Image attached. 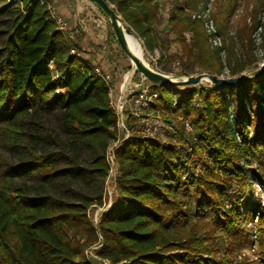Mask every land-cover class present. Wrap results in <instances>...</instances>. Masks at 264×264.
Segmentation results:
<instances>
[{
  "label": "trees",
  "instance_id": "obj_1",
  "mask_svg": "<svg viewBox=\"0 0 264 264\" xmlns=\"http://www.w3.org/2000/svg\"><path fill=\"white\" fill-rule=\"evenodd\" d=\"M106 1L146 53L157 48L161 72L220 75L226 67L232 76L258 66L253 32L264 0H246L235 32L229 18L238 0L212 1L220 46L192 17L202 0H168L163 19V0ZM51 2L0 0V264H93L84 251L99 240L109 264H249L237 257L249 241L240 222L251 209L226 207L219 217L216 207L227 195L244 198L241 162L264 156V72L229 86L145 79L155 96L139 109L175 130L159 142L135 130L130 112L120 129L113 78L70 53L84 34L59 30ZM112 167V204L95 223L91 211L107 204ZM251 170L264 188V162ZM257 230L264 262V205Z\"/></svg>",
  "mask_w": 264,
  "mask_h": 264
},
{
  "label": "rangeland",
  "instance_id": "obj_2",
  "mask_svg": "<svg viewBox=\"0 0 264 264\" xmlns=\"http://www.w3.org/2000/svg\"><path fill=\"white\" fill-rule=\"evenodd\" d=\"M66 5H69L71 8L70 11V16L74 17V20L77 24V26L84 27V33L88 31L89 37H91V41L95 45V51L99 50V56L95 60L99 65L101 66L102 70L105 72H111L113 74V81L114 82V87H111V97L115 101V104L117 106L118 101V94L119 90L122 87V83L124 81V76L125 74L127 75L129 70L131 69V64L127 58V56L121 51V49L118 47V45L115 43V41L111 37V33L109 31V27L107 24V21L104 17V15L99 11V9L95 6V4L90 1V0H76L74 2V5L72 6L70 3V0H63ZM168 0H163L161 3V17L162 19L165 18V10H166V2ZM212 1L213 0H202L201 4L199 6L198 10L192 11V17H195L197 19H200L197 14H207L210 16L213 22V28L218 36L217 43H213L209 37V40L212 45L214 46H220L222 44V35L220 32L216 31L214 19L212 16ZM228 2V0H224ZM51 11L56 12V14L61 15L62 13L65 14L64 9L60 6V0H55V2H51ZM252 1L249 3L251 4ZM247 4L246 0H238V4L234 11L231 14V17L229 18V23H230V31L235 32V25L238 22L239 18L245 13V8L246 6H249ZM66 18V17H65ZM257 19H260L261 23H259L253 32V37H254V54L256 56V63L258 66L264 64V7L260 11V13L257 14ZM66 20L69 19L66 18ZM201 20V19H200ZM249 21V19H248ZM202 24L204 25V28L206 30L204 21L202 20ZM161 28V25L159 27ZM207 32V30H206ZM230 32V33H231ZM208 33V32H207ZM185 36L188 38L189 33L185 32ZM85 36H87L85 34ZM139 41V40H138ZM88 38L84 39L83 41V46L89 47L88 44ZM141 44V43H140ZM142 46V45H141ZM143 48V47H142ZM171 50H175V45H170L169 47ZM82 53H86L88 50L87 49H80ZM236 51L238 54H242V48L239 47L238 45L236 46ZM143 57L145 61L150 64L152 67L156 68L155 66V60L158 55V50L157 48H154V51L151 54H148L144 51L143 49ZM221 57L222 60L224 61L225 57V52L224 50L221 51ZM96 63V64H98ZM257 66V67H258ZM177 63L173 62L171 64V68H173L174 72L177 70ZM256 67V68H257ZM157 69V68H156ZM255 69V68H254ZM251 69L246 68L244 69L241 73H247L250 72ZM132 72V71H131ZM169 75H176V73L169 72L167 73ZM137 75V77H135ZM176 76H183V75H176ZM220 76L223 77H229V72L226 67H224L222 73ZM134 78V79H133ZM139 75L138 73H134L130 79L128 80V83L126 84V90L120 97L119 104L122 105L121 110H120V115H121V121L122 124L125 126L124 123V118L126 116V113H132L133 116H135L137 119L135 120L136 127L135 130L144 133L148 136L153 137L155 140L162 142L165 141L166 139L172 137L174 133V128H172L170 125H167L164 123L160 118L158 117L157 114L155 113H148L146 110L139 109L138 105L136 102H133V100L130 99V93L136 92V88L134 87L136 83L139 82ZM132 82V87L130 86ZM130 84V85H129ZM113 85V84H112ZM174 127V126H173ZM189 128V127H186ZM120 129H123L122 126H120ZM264 153V152H263ZM112 155V154H111ZM113 156V155H112ZM264 162V156L253 157V161L251 164L247 165L244 162H241L242 165L246 167V173L248 177V184H249V189L244 195V198L239 202L238 200L235 199V197H232L230 195L224 196L222 201L218 203V206L216 207V214L219 215V217H222V214L224 212V208L226 207H233V210H236L239 212L240 215H243L248 209L250 208V214L246 217L244 221H241V227L247 232V237H248V243L244 245V247L241 249L239 256L237 257V260H240L242 256H246L248 259L249 264H264L263 259L261 255L259 254V240H258V230H257V219L259 217V212L261 208L264 205V188L262 186L261 181L254 175L253 171L251 168H255L258 166H261L262 163ZM212 164V162H211ZM215 168L217 169V164L214 165ZM188 167L185 166L184 172H187ZM113 177L114 174L112 172L110 173V178L107 183V190H108V197H107V203L109 202V199L112 203L111 200V194L115 190L114 182H113ZM110 197V198H109ZM107 205V204H106ZM105 205V206H106ZM205 210L208 211L209 213H212L214 208L210 202H206L205 204ZM104 207H95L91 211V216L95 220L99 218L100 213L102 210L105 208ZM216 237L221 239L222 243L226 245V237L224 236V232L222 229L217 228L216 229ZM218 240V243L220 242ZM224 248V246H223ZM223 248L221 249V252L223 251ZM91 261L93 264H102L100 261L91 258Z\"/></svg>",
  "mask_w": 264,
  "mask_h": 264
},
{
  "label": "water",
  "instance_id": "obj_3",
  "mask_svg": "<svg viewBox=\"0 0 264 264\" xmlns=\"http://www.w3.org/2000/svg\"><path fill=\"white\" fill-rule=\"evenodd\" d=\"M90 1H92L95 4V6L104 15L109 27V31L115 43L118 45L121 51L127 56L129 62H134L136 64V73H138L140 76H143L147 80L157 83H164L171 86H186V85H195V84H202V85L212 84L217 86H222V85L229 86L240 83L242 81H245L251 77L257 76L264 72V64L258 66L257 68L251 70L250 72L240 73L238 75H232L229 77H223L208 72H200L186 76L169 75L167 73L161 72L160 70L152 67L150 64L144 61V59L141 56V53L137 50V48H139L140 51L143 50L140 42L128 28L123 26L122 22L120 21V16L108 4V2L106 0H90ZM128 35L133 36L135 38L137 47L131 43V41L128 38ZM122 93L123 91L120 90L117 98L118 105ZM117 111L119 113V117H121L119 107L117 108ZM118 124L122 126L123 129H125V126L122 124V121L120 119L118 121ZM115 145L116 143L110 145L109 153H111ZM111 172L112 174H114V167L111 168ZM111 204L112 203L109 199V202L102 211L107 209ZM96 221L97 218L95 219L94 222L96 223Z\"/></svg>",
  "mask_w": 264,
  "mask_h": 264
},
{
  "label": "built area",
  "instance_id": "obj_4",
  "mask_svg": "<svg viewBox=\"0 0 264 264\" xmlns=\"http://www.w3.org/2000/svg\"><path fill=\"white\" fill-rule=\"evenodd\" d=\"M197 16L201 20L204 21L206 30H207L208 34L210 35L211 41L216 44L217 40L219 38L214 31L213 22H212V19L210 18V16H208L207 14H197ZM51 18L54 20L56 27L59 30H65L68 28V25H69L68 20H66L62 15L56 14V12H53V10L51 11ZM70 53L77 55V56H80V55L84 56V53H82L81 50L77 49V48H71ZM91 65H92L91 67H92L93 71L96 72L104 80L109 81L113 77V74L111 72L103 71L99 64L92 63ZM46 66L50 70H53L52 61L48 62L46 64ZM130 84L129 85L132 87V82ZM134 85H135L134 87L136 88V90H135L136 94L134 92L130 93V99L133 100V102H136L139 107H148L151 99L155 96V93L151 92L149 85L143 76H140L139 82L134 84ZM110 105H112L115 108V110L119 116L117 108L119 107V109L121 110L122 105L117 104V106H116V104L113 105L111 102H110ZM119 119L122 120L121 117H119ZM185 125H186V127H189L187 123H185ZM108 158L111 162L113 161V157H112L111 153L108 154ZM101 248H102V242L99 240V242L97 244H95L94 246H92L90 248H87L84 251V253H85L86 257L90 260H91V258H94V259L100 261L102 264H109L106 259L102 258ZM122 262L123 261H121L120 263H122Z\"/></svg>",
  "mask_w": 264,
  "mask_h": 264
},
{
  "label": "crops",
  "instance_id": "obj_5",
  "mask_svg": "<svg viewBox=\"0 0 264 264\" xmlns=\"http://www.w3.org/2000/svg\"><path fill=\"white\" fill-rule=\"evenodd\" d=\"M76 0H70V3H71V5L73 6L74 5V2H75ZM52 2L54 3L55 2V0H52ZM60 6L64 9V11H65V14H61L64 18L66 17V18H68L69 19V25H68V28H70L71 27V30L73 29V28H77L80 32H82L83 34H84V36H83V38H82V40L80 41V49L82 48V49H87L88 51L86 52V53H84V56H85V58H87V60L89 61V62H91V63H98L97 61H95L98 57L97 56H99V50L98 51H95L94 49H95V47H94V43L93 42H95L94 40L93 41H91V40H89V39H91V37H89V34H88V31L86 32V33H84V27H78L77 26V24H76V22L75 21H73L74 20V17L72 16H70V11H71V8H70V6L69 5H66L65 3H64V1L63 0H60ZM65 18V19H66ZM74 30V29H73ZM85 34L87 35V36H85ZM88 38V42H87V44H88V46L89 47H86V46H83V41H84V39H87ZM96 58V59H95ZM98 64H100V63H98ZM101 66H102V64H101Z\"/></svg>",
  "mask_w": 264,
  "mask_h": 264
},
{
  "label": "bare ground",
  "instance_id": "obj_6",
  "mask_svg": "<svg viewBox=\"0 0 264 264\" xmlns=\"http://www.w3.org/2000/svg\"><path fill=\"white\" fill-rule=\"evenodd\" d=\"M128 38H129V40L131 41V43L137 47V43H136L135 38H134L133 36H130V35H128ZM137 50L141 53V56H142V58L144 59V57H143V55H144V54H143V50L140 51L139 48H137ZM144 61H145V59H144ZM145 62H146V61H145ZM146 63H147V62H146ZM130 64H131V69L128 71L129 73H128L127 75L125 74V76H124V81H123V83H122V87L120 88L123 92H124V89L126 88V84L128 83V80L130 79V77H131L134 73H136V64H135L134 62H130ZM131 71H132V72H131Z\"/></svg>",
  "mask_w": 264,
  "mask_h": 264
}]
</instances>
